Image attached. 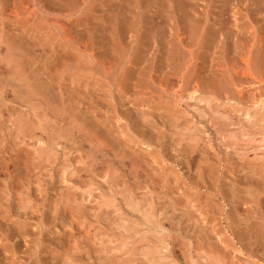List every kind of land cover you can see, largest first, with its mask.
<instances>
[{
	"label": "rangeland",
	"instance_id": "374dc122",
	"mask_svg": "<svg viewBox=\"0 0 264 264\" xmlns=\"http://www.w3.org/2000/svg\"><path fill=\"white\" fill-rule=\"evenodd\" d=\"M0 264H264V0H0Z\"/></svg>",
	"mask_w": 264,
	"mask_h": 264
}]
</instances>
